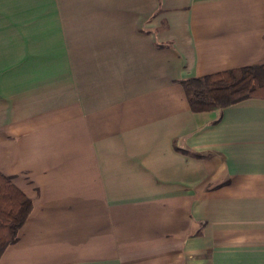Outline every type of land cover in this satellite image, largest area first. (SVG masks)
Here are the masks:
<instances>
[{"label":"crops","instance_id":"1","mask_svg":"<svg viewBox=\"0 0 264 264\" xmlns=\"http://www.w3.org/2000/svg\"><path fill=\"white\" fill-rule=\"evenodd\" d=\"M264 0H0V172L33 201L0 264H264Z\"/></svg>","mask_w":264,"mask_h":264},{"label":"trees","instance_id":"2","mask_svg":"<svg viewBox=\"0 0 264 264\" xmlns=\"http://www.w3.org/2000/svg\"><path fill=\"white\" fill-rule=\"evenodd\" d=\"M194 111L222 108L249 97H264V64L229 69L182 81ZM33 209V201L0 172V257L18 240V233Z\"/></svg>","mask_w":264,"mask_h":264}]
</instances>
